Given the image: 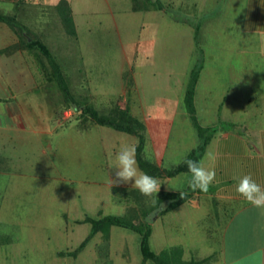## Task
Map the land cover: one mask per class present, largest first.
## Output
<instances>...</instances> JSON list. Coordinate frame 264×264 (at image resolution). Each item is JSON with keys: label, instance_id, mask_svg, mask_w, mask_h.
<instances>
[{"label": "rangeland", "instance_id": "1", "mask_svg": "<svg viewBox=\"0 0 264 264\" xmlns=\"http://www.w3.org/2000/svg\"><path fill=\"white\" fill-rule=\"evenodd\" d=\"M1 1L0 16L11 18L15 24L32 28L36 34L46 35L53 41L51 44L56 49H49V52H62L57 59L51 56L63 72L69 96L100 114L103 113L99 106L101 100L89 98L87 86H100L98 90L102 94H98L103 97V92L114 96L124 88L126 97L137 96L141 102L137 103L139 111L178 117L188 74L199 63L202 74L198 75V99L210 108L209 113L212 114L217 96L222 93L217 88L224 83V46L228 45L224 36V0H213L209 9L201 6L203 0H158L164 7L163 13L139 10L151 5L152 0H65L75 30V37L66 39L61 36L68 32L64 29L62 34L56 23L57 15L61 16L65 11V6L57 4L58 0H21L11 4ZM171 16L186 20L192 27L198 25L197 33L194 35L187 25L171 22ZM11 28L7 22L0 21V49H12L11 43L4 46V41L12 36ZM79 52L84 63L78 57ZM207 86L211 89L209 95L205 91ZM7 93L5 89L0 90V97ZM206 95L208 97L204 99ZM20 98L30 101L44 116L66 103L54 82L46 89L23 91ZM112 100L116 102L115 97ZM136 116L139 118L137 113ZM200 118L205 124L212 123L208 115ZM174 120L177 122V118ZM80 121L83 123L82 119ZM105 130L115 134L111 129L101 128V132ZM177 135H170L169 148L180 146L185 140L183 135ZM87 138L91 146L94 143L97 150L99 148L102 162L113 160L122 146L129 145L128 141H119L112 152L110 136L99 133ZM41 160L38 155L22 156L20 175L6 177L3 186L0 183V264H139L138 236L117 227H110L106 241L101 234H95L75 258L56 256L57 252L73 250L89 232L88 224H75L78 220L71 219L96 218L98 215L139 217L140 209L134 199L126 203L112 200L113 163L111 166L102 164L98 172L89 173L90 188L102 191L98 199L91 193L82 194L77 183L69 186L53 177L52 166L45 171L51 177H37L40 164H43ZM54 162L59 165V158ZM188 180L180 176L168 178L162 187L173 192L188 191L191 189ZM128 185L113 186L125 188L126 192L136 189L131 183ZM77 195L80 196L75 199L77 209L74 210L72 198ZM138 197L142 209L150 206L151 198L141 194ZM63 209L69 220L61 216ZM186 209L184 207L181 212ZM139 221L150 226L147 215ZM158 231L154 226L148 240L153 252L174 245L177 239L183 245L186 243L191 252L199 250L204 255L208 253L206 246L214 247L219 242L217 235L165 236Z\"/></svg>", "mask_w": 264, "mask_h": 264}, {"label": "crops", "instance_id": "2", "mask_svg": "<svg viewBox=\"0 0 264 264\" xmlns=\"http://www.w3.org/2000/svg\"><path fill=\"white\" fill-rule=\"evenodd\" d=\"M2 1L9 4L12 1L21 2V0ZM60 2H65L66 8L70 10L65 0H58L57 4L60 5ZM211 2L213 0H203L201 6L209 9ZM147 7L143 6L139 10L164 12L163 10H148ZM61 17L62 15H57L56 23L61 29L60 32L64 34ZM223 18L224 36L228 44L224 46V83L217 88L222 93L217 96L214 107L211 109L212 114L209 113L210 108L202 105L201 100L198 99L201 71L193 96L195 116L200 126L216 125L218 122L228 124L210 139L199 160V164L203 167L215 170V180L209 186L210 191L198 193L197 190L189 189L188 191L194 193L188 201L164 214L160 213L165 207V203H162L154 212L147 214V217L151 221L149 227L152 229L155 226L158 232L165 236L169 234L219 236L217 245L206 246L208 253L204 255L199 250L191 252L186 243L183 245L180 243L181 240L175 239L172 246L181 248L183 260L209 258L204 264H264V208L254 207L235 190L239 178L248 174L264 187V0H224ZM169 20L179 25L189 26L194 35L198 31V25L192 27L186 20L175 16L169 17ZM15 25L18 27L15 30L8 25L12 36L4 41V44L6 43L4 46L8 47L11 43L10 48L12 49L10 51L6 47L0 49V90L5 89L8 92L5 97H0V183L3 186V179L5 180L6 177L20 175L22 156L38 155L43 164H40L37 177H51L45 171L52 166L53 177L64 183L67 182L69 186L77 183L82 194L90 195L91 193L99 199L102 191L90 188L89 177L91 175L89 173L98 172L102 164L111 166L113 163L115 165L116 158L109 159V161L104 159L102 162L99 148L97 150L94 143L91 146L87 137L89 135L95 137L99 133L110 136L113 142V145H110L112 152H115L114 146L119 141H128L129 145H134L135 140H131L130 135L114 130L111 131L115 134H108L106 130L101 132L102 127L88 122L84 129H80L79 110H74L72 104L65 103L58 110L50 111L44 116L41 111L34 108V104L20 98L23 91L46 89L52 83L46 82L39 73L33 60V55L37 50L35 47L27 49L28 44L39 43L49 54V49L56 48L53 47L51 44L53 41L48 36L42 33V35L36 34L32 28H27L25 25ZM72 25L73 34L63 35L62 39L68 36L75 37L73 22ZM59 54L62 52L53 51L50 55L57 59ZM81 55L79 52L78 57L81 63H84ZM46 68L47 71L50 70L47 66ZM59 72L63 77L60 68ZM207 82L209 84V81ZM99 87L97 85L87 86L86 95L89 98L101 100L99 106L102 112H105L111 105L119 108L127 107L129 113L143 125L145 142L142 154L146 160L168 169L177 165L190 150L196 147V133L183 105L177 110L178 117L163 114L150 115L136 109L140 101L137 96L135 98L126 97L124 88L119 89L116 95H112L113 97L103 92L105 94L103 97L100 95L102 92L98 90ZM210 90L208 86L205 88L208 95ZM114 97L116 102L113 103ZM207 97V95L204 96V99ZM76 103L80 106H87ZM207 115L212 119L209 121L212 122L211 124L203 123L204 121L200 118V116ZM174 118H177V122ZM176 123L178 125H175ZM63 124H68V126L64 127ZM172 134L184 136L185 140L180 146L168 147ZM56 158H59V165L54 162ZM87 174L89 176H86ZM177 176L181 179H189L188 182L191 180V175L188 174ZM166 179L168 178L157 179L161 184L160 191L148 198L152 200L160 193L173 192L162 187ZM79 196L72 198L74 210L77 209L75 199L78 200ZM184 207L187 209L181 212ZM61 216L69 220L64 209ZM83 218L76 217L71 221Z\"/></svg>", "mask_w": 264, "mask_h": 264}, {"label": "trees", "instance_id": "3", "mask_svg": "<svg viewBox=\"0 0 264 264\" xmlns=\"http://www.w3.org/2000/svg\"><path fill=\"white\" fill-rule=\"evenodd\" d=\"M60 5L65 6V11L62 12L61 17L63 27L68 32V34L72 35L73 25L70 17V10L66 8L65 2H60ZM147 9L162 11L164 10V7L158 0H152L151 5H148ZM0 21L7 22V24L12 27V29L16 27L14 21L11 18L0 16ZM34 47L36 48L37 52L33 55V60L43 79L46 82H54L57 85L59 91L62 93L64 102L69 105L72 104L74 110H79V118H81L83 121V123L81 121L79 122V128L84 129L86 122H88L132 136L135 140L134 146L136 147V160L139 170L153 176L156 179L173 178L180 174L191 175L188 171V166L185 161L192 160L199 163L204 149L210 139L218 131L223 130L224 126H228L227 123L218 122L216 125L203 127L200 126L196 120L193 96L199 71L201 69V65L199 63L195 65L188 74L182 99L183 108L189 118L192 128L196 133L197 145L194 149L190 150L184 159L174 167L168 169L159 167L143 157L142 150L145 142L144 128L141 122L129 113L127 107L119 108L116 105H111L105 112L100 114L90 107L78 105L69 96L63 77L55 63V59L39 43L32 42L28 44L26 48L32 49ZM46 66L50 69L49 71L46 70ZM208 191H210V188ZM197 192L205 193L200 190H197ZM192 193L194 192L186 190L183 192L174 191L160 193L152 199L150 206L142 209L139 205L138 196L141 194L139 190L131 189L129 192H126L125 188L113 186L111 188L112 200L116 203H126L130 201V199H134L136 201L137 208L140 209V216L127 217L124 215L122 217H115L110 215H98L96 218L84 217L83 219L76 221L75 224H88L90 227L88 234L73 250L57 252L56 256L75 258L95 234H101L102 238L106 241L109 236L110 227H117L128 230L138 236V247L140 253L139 264H204L209 260V258H204L201 260H183L182 250L179 246H171L159 252H153L150 249L148 243L151 229L148 225H145L139 221L149 212L155 210L162 203H165V207L160 213L164 214L172 211L179 205L188 201L191 198Z\"/></svg>", "mask_w": 264, "mask_h": 264}, {"label": "clouds", "instance_id": "4", "mask_svg": "<svg viewBox=\"0 0 264 264\" xmlns=\"http://www.w3.org/2000/svg\"><path fill=\"white\" fill-rule=\"evenodd\" d=\"M188 171L191 174L189 187L193 190L207 192L215 180V170L207 169L201 164L186 160ZM115 179L112 186L131 183L145 197H153L160 191L161 184L156 178L141 172L136 160V147L134 145L122 146L116 154V164L113 166ZM236 192L245 201L257 208H264V187L253 180L250 174L239 178L235 188Z\"/></svg>", "mask_w": 264, "mask_h": 264}]
</instances>
